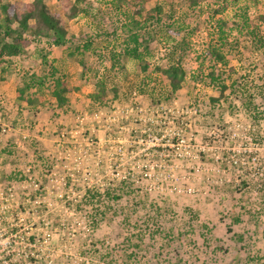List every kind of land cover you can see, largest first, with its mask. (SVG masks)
Segmentation results:
<instances>
[{
    "label": "rangeland",
    "instance_id": "1",
    "mask_svg": "<svg viewBox=\"0 0 264 264\" xmlns=\"http://www.w3.org/2000/svg\"><path fill=\"white\" fill-rule=\"evenodd\" d=\"M90 1L69 21L76 40L94 37L88 51L31 46L5 65L0 264H111L114 246L138 254L128 264H264V137L239 104L213 109L208 75L222 67L210 49L222 46L230 70L264 81V48L242 29L248 18L264 38V0ZM157 5L159 24L133 13ZM221 21L234 29L228 41ZM179 42L186 76L171 94L162 71ZM31 68L47 86L52 74L69 83L66 107L48 87L32 106L18 99ZM99 81L103 101L90 98Z\"/></svg>",
    "mask_w": 264,
    "mask_h": 264
},
{
    "label": "trees",
    "instance_id": "2",
    "mask_svg": "<svg viewBox=\"0 0 264 264\" xmlns=\"http://www.w3.org/2000/svg\"><path fill=\"white\" fill-rule=\"evenodd\" d=\"M57 1L60 9L53 12L49 9L45 0H31L29 2L23 0H0V81L6 79L7 68L5 65L10 60L25 61L29 59V49L31 46L47 48V51L51 52L53 47L77 44V50H80L82 47L84 48L83 51H88L90 44L93 43L94 37L87 33H82L79 39L76 40V37L70 33L69 21L74 20L82 13H88L91 1ZM118 1L122 2L124 0ZM195 3L196 1L193 0L192 4ZM144 11L145 9L141 7L133 13L134 15L144 16L143 22L145 23L155 21L159 24L162 22L161 14H163V8L160 5L148 10L145 15L143 14ZM132 24L134 26H140L141 22L133 18ZM227 27L228 24L224 21L219 23L220 38L226 41H228V35L234 32V29H228ZM246 28L247 33L252 38V44L258 50L264 48V38L259 34V27L253 25L252 21L246 18L243 22L242 29L246 30ZM175 30L174 32H176ZM177 31L179 32L180 30ZM181 42L177 43L171 52V63L162 71L169 81L171 94H178L185 82L186 73L181 66L180 58L176 57L179 56L178 52L182 53L185 46H187L186 43ZM210 51L215 65L222 66L220 70L213 68L208 74L213 87L219 92L218 97L210 98L211 105L217 103V106H212L213 109L222 106L221 99L226 104L229 103V108L233 107L234 109L239 104L246 112L243 114V116L247 115L245 119L252 121L255 124L254 127L258 128L264 137L263 76L257 75V77L248 81L242 73H235L228 68L229 61L222 46H212ZM69 54L72 57L74 56L73 51H70ZM42 58L45 59L43 65H47V57L43 56ZM80 61L85 69L87 65L83 60ZM233 73H235V76ZM51 77L53 78L52 84L51 86H47L46 77L41 78L37 70H32L31 75L24 77L22 85L17 89L18 99L32 106L34 96H36L35 89L41 90L44 87H48L52 97L56 100L57 106L59 108L66 107L69 104V97L67 96L68 92H70L69 83L63 77H57L55 74H52ZM97 84L99 89L90 98L103 101L106 96V86L100 81ZM237 118L240 119L239 113H237ZM187 125L188 123L186 122L184 124L185 133L188 129L186 127ZM89 193L92 195L87 196L91 199L101 196L98 192L89 191ZM114 199L118 200L119 198L114 197ZM89 201L87 200V202ZM238 238L243 241L241 235ZM239 240L236 243H239ZM92 246L94 248L96 244ZM137 246L135 245V247ZM127 251L128 249L123 250L118 246L112 247L108 255V258H111L109 262L111 264H128V262H133L135 258H138L136 252L131 251L128 254ZM100 264L106 263L101 262Z\"/></svg>",
    "mask_w": 264,
    "mask_h": 264
}]
</instances>
